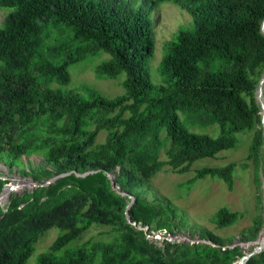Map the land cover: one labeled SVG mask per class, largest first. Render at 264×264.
I'll return each instance as SVG.
<instances>
[{
    "label": "trees",
    "instance_id": "trees-1",
    "mask_svg": "<svg viewBox=\"0 0 264 264\" xmlns=\"http://www.w3.org/2000/svg\"><path fill=\"white\" fill-rule=\"evenodd\" d=\"M165 3L192 22L164 43L163 83L155 84L154 20ZM0 8L10 9L0 28V168L8 170H0V195L8 174L39 184L0 205V264H30L54 228L57 238L34 264H240L253 248L233 247L236 239L189 225L152 179L165 166L188 173L251 132L248 159L263 187L257 92L264 79V0H0ZM104 53L109 57L93 68L96 77L125 75V93L108 98L87 89V98L69 89L70 68ZM189 125H219L221 133L215 138ZM102 131L107 139L97 143ZM236 166L197 169L190 184L210 177L232 191ZM258 206L241 242L264 231L263 194ZM237 220L227 207L212 217L220 228ZM94 225L114 236L75 246ZM247 264H264V249Z\"/></svg>",
    "mask_w": 264,
    "mask_h": 264
},
{
    "label": "rangeland",
    "instance_id": "rangeland-1",
    "mask_svg": "<svg viewBox=\"0 0 264 264\" xmlns=\"http://www.w3.org/2000/svg\"><path fill=\"white\" fill-rule=\"evenodd\" d=\"M10 12V9L0 8V27L3 26L4 18ZM192 22L191 16L180 8L165 3L162 5L159 14L154 20V28L156 32V54L149 64L152 79L155 84H162L163 79L159 73L161 60L163 57V46L167 40H170L173 35L181 28H186ZM109 55L104 53L101 56L90 59L82 64L74 65L70 68L72 81L68 88L79 91L85 97H89L87 89H96L105 97L115 98L123 95L125 90L121 86V81L125 75H121L117 80L98 79L96 77L95 68ZM3 63L0 61V68ZM183 121L186 116L183 112L180 113ZM95 125L89 126V130H94ZM191 131L210 135L212 137L220 136L219 125L209 127H198L189 125ZM163 138L166 136L163 133ZM254 133L246 132L237 135L238 144L234 149L219 153L215 158H207L196 162L191 171L188 173L174 172L169 166L163 167L160 172L152 179V186L158 190L159 194H163L179 207L186 215L187 223L199 228H206L222 239L234 238L235 242L240 241L241 232L253 225L254 219L261 213L258 206V197L263 194L264 185H259L254 181L255 170L254 163L250 161L249 151L252 144ZM107 139V132L102 131L97 138V143H104ZM170 145L166 146L161 154L160 160L166 161V152L170 149ZM26 161L28 159H25ZM34 164L40 163V157L34 156L31 158ZM230 163H235L237 166L234 172V189H228L227 184L219 179L207 177L199 179L195 183L190 184V181L195 176V171L203 167H224ZM4 173L8 172L5 167L0 168ZM5 179L11 181H21V178L13 174L5 175ZM24 190L30 189V183H19ZM26 185V186H23ZM16 187H14V190ZM14 193V192H12ZM151 198V196H150ZM9 198L4 199L7 203ZM1 203V202H0ZM227 207L231 212L238 215V220L227 227H217L212 221L214 214L221 208ZM59 234L57 229L49 231L37 245V250L30 260V264H34L37 257L49 250L52 243ZM114 236V232L109 227L94 225L82 238L77 241L75 246L91 243L95 241H108ZM185 238V236L177 235ZM151 237V236H150ZM260 237V236H259ZM258 237V239H259ZM153 239H161L159 235L153 236ZM171 239V238H170ZM189 239V238H188ZM257 239V240H258ZM251 247V246H250Z\"/></svg>",
    "mask_w": 264,
    "mask_h": 264
},
{
    "label": "water",
    "instance_id": "water-1",
    "mask_svg": "<svg viewBox=\"0 0 264 264\" xmlns=\"http://www.w3.org/2000/svg\"><path fill=\"white\" fill-rule=\"evenodd\" d=\"M263 32H264V25H263ZM263 94H264V79L260 82L259 84V89H258V92H257V100L258 102L260 103L261 105V108H262V125H263V129H264V97H263ZM111 180H112V186L114 189H118L116 188V183L114 181V176L113 175H109ZM59 177L53 179L52 181H55L57 180ZM30 183L31 184V191L38 187L39 184H36L34 183L33 181H31L29 178H23L21 179V181H11L9 184H6L3 188V191L0 195V205H4L5 204V201H2L4 197L6 198H10V196L12 195V192H17V193H21L24 191V187H20V184L19 183ZM23 186H26V185H23ZM14 187H16V189L14 190ZM119 190V189H118ZM130 220V219H129ZM169 238H171L172 241H185V240H189L188 238H181V237H178L176 235H172L170 236ZM193 242V241H192ZM200 242V241H199ZM205 243H207V241H203ZM242 246L244 247L245 249L249 250L250 248H253L252 252H249L246 256L242 257L241 261H240V264H247L248 260L258 254L260 251H262L264 249V231L260 234V237L258 240L256 241H252V242H241V241H236L235 246ZM251 246V247H250Z\"/></svg>",
    "mask_w": 264,
    "mask_h": 264
},
{
    "label": "bare ground",
    "instance_id": "bare-ground-1",
    "mask_svg": "<svg viewBox=\"0 0 264 264\" xmlns=\"http://www.w3.org/2000/svg\"><path fill=\"white\" fill-rule=\"evenodd\" d=\"M4 199H6V197H4L2 201H4Z\"/></svg>",
    "mask_w": 264,
    "mask_h": 264
},
{
    "label": "built area",
    "instance_id": "built-area-1",
    "mask_svg": "<svg viewBox=\"0 0 264 264\" xmlns=\"http://www.w3.org/2000/svg\"><path fill=\"white\" fill-rule=\"evenodd\" d=\"M160 236V235H159ZM161 237V236H160Z\"/></svg>",
    "mask_w": 264,
    "mask_h": 264
},
{
    "label": "clouds",
    "instance_id": "clouds-1",
    "mask_svg": "<svg viewBox=\"0 0 264 264\" xmlns=\"http://www.w3.org/2000/svg\"><path fill=\"white\" fill-rule=\"evenodd\" d=\"M5 19V18H4ZM1 28V27H0Z\"/></svg>",
    "mask_w": 264,
    "mask_h": 264
}]
</instances>
